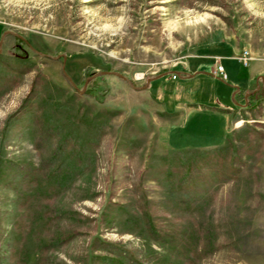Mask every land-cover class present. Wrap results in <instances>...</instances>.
Instances as JSON below:
<instances>
[{
	"label": "rangeland",
	"instance_id": "1",
	"mask_svg": "<svg viewBox=\"0 0 264 264\" xmlns=\"http://www.w3.org/2000/svg\"><path fill=\"white\" fill-rule=\"evenodd\" d=\"M0 41L1 264H264V0H0Z\"/></svg>",
	"mask_w": 264,
	"mask_h": 264
},
{
	"label": "trees",
	"instance_id": "2",
	"mask_svg": "<svg viewBox=\"0 0 264 264\" xmlns=\"http://www.w3.org/2000/svg\"><path fill=\"white\" fill-rule=\"evenodd\" d=\"M22 66L23 65H19L18 67H16L15 69H13L16 73L21 74L22 72H27L31 69L30 64L29 65H24V71H22ZM38 77L39 74L34 78L33 81V85L31 87V92L34 91V85H36L38 83ZM234 90L235 87L233 86ZM248 94L246 97L245 95ZM259 97H264V85H261L258 89H256L254 92H252V90H247L244 88H239L236 91V102H238V104H236L235 109H240L241 107V103L240 102H247V107L248 105H250L251 103L257 101V98ZM246 99V100H245ZM65 150V146L59 147L57 148L52 157H50L49 160H52L51 163H53V161L55 162L58 158H60L61 156H63V163H60L57 165L56 168H54L49 174L54 173L56 171V169L60 168L62 170H65V173L63 175V178L65 175H68L67 173H71V165H67L66 168L65 166H61V164H65L67 162V157L69 155V153ZM215 156V155H214ZM50 163V164H51ZM225 163V162H224ZM223 166V165H222ZM225 166V165H224ZM207 175L203 172V173H199V170L195 168V170L193 171L192 167H189L188 170L184 173L183 175V179L181 181V185H185L190 187L192 190L197 191L200 189L201 183H207L208 182V178L206 177ZM228 176H230V173L228 174ZM219 179L221 181H226L227 177L226 175H221L219 177ZM201 190V189H200ZM71 236L70 235H66L65 237H63L60 240V244H63L65 242H67L68 240H70ZM93 246L96 249H101L102 251L105 252V254H108V256H114V257H124V256H128V252H126L123 247L116 245L115 243L109 242L107 240H100V239H96L93 243ZM129 257V256H128ZM1 264V263H0ZM131 264H141L140 262H135L133 261V263Z\"/></svg>",
	"mask_w": 264,
	"mask_h": 264
},
{
	"label": "crops",
	"instance_id": "3",
	"mask_svg": "<svg viewBox=\"0 0 264 264\" xmlns=\"http://www.w3.org/2000/svg\"><path fill=\"white\" fill-rule=\"evenodd\" d=\"M2 39V38H1ZM0 44H1V41H0ZM155 80H157V79H155ZM152 83H153V81H151ZM151 82H150V84H151ZM232 83V82H231ZM232 85L235 87V90L233 91V95L234 94H236V91L239 89V88H244V89H247V87H244L243 85H242V87H239V84H238V82L237 83H235V82H233L232 83ZM241 86V85H240ZM248 90V89H247ZM142 91L143 92H146L147 91V89L145 88V89H142ZM148 92V91H147ZM248 94H246L245 95V97L247 96ZM246 100V99H245ZM241 103V102H240ZM157 105H158V108H159V110L161 111V112H164V106L162 105V104H160V103H156ZM241 105V104H240ZM181 105H178V106H176V108H175V111H177L178 110V108L179 109H181V107H180ZM187 106H192V105H187ZM200 106V105H199ZM197 107V106H196ZM192 108H195V106H192ZM220 109H224V108H220ZM240 109H242V108H240ZM240 109H226V110H228V111H230L231 112V114L232 113H234V112H236V113H238L239 111H240ZM225 110V109H224ZM175 111H173V112H175ZM172 113V112H171ZM171 113H169V114H171ZM228 114V113H227Z\"/></svg>",
	"mask_w": 264,
	"mask_h": 264
},
{
	"label": "water",
	"instance_id": "4",
	"mask_svg": "<svg viewBox=\"0 0 264 264\" xmlns=\"http://www.w3.org/2000/svg\"><path fill=\"white\" fill-rule=\"evenodd\" d=\"M65 59H66V57H63V61H65ZM104 73H114V74H118V75L124 77L123 75H121V74L118 73L117 71H113V70H103V71H99V72H97V73H95V74L89 76L87 79L93 78V77H95L96 75L104 74ZM150 80H151L150 78L147 80V83L144 85V87L147 86V84L150 82ZM258 88H259V84L257 83L255 90L258 89Z\"/></svg>",
	"mask_w": 264,
	"mask_h": 264
},
{
	"label": "built area",
	"instance_id": "5",
	"mask_svg": "<svg viewBox=\"0 0 264 264\" xmlns=\"http://www.w3.org/2000/svg\"><path fill=\"white\" fill-rule=\"evenodd\" d=\"M214 75H218L219 77H221L222 79L226 78V73L224 72V68L222 65H218L215 70L213 71ZM174 76V75H173Z\"/></svg>",
	"mask_w": 264,
	"mask_h": 264
},
{
	"label": "bare ground",
	"instance_id": "6",
	"mask_svg": "<svg viewBox=\"0 0 264 264\" xmlns=\"http://www.w3.org/2000/svg\"><path fill=\"white\" fill-rule=\"evenodd\" d=\"M241 123V121H239L238 123H237V125H239Z\"/></svg>",
	"mask_w": 264,
	"mask_h": 264
}]
</instances>
